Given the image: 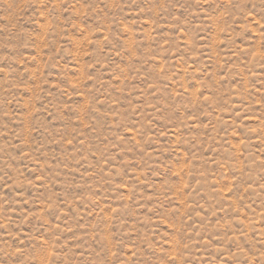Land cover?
Listing matches in <instances>:
<instances>
[{
	"label": "rangeland",
	"instance_id": "374dc122",
	"mask_svg": "<svg viewBox=\"0 0 264 264\" xmlns=\"http://www.w3.org/2000/svg\"><path fill=\"white\" fill-rule=\"evenodd\" d=\"M0 264H264V0H0Z\"/></svg>",
	"mask_w": 264,
	"mask_h": 264
}]
</instances>
